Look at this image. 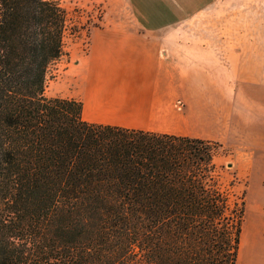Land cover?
Returning a JSON list of instances; mask_svg holds the SVG:
<instances>
[{"label": "trees", "instance_id": "obj_1", "mask_svg": "<svg viewBox=\"0 0 264 264\" xmlns=\"http://www.w3.org/2000/svg\"><path fill=\"white\" fill-rule=\"evenodd\" d=\"M69 22L59 0H0V264H238L245 194L214 183L212 141L45 94Z\"/></svg>", "mask_w": 264, "mask_h": 264}, {"label": "crops", "instance_id": "obj_2", "mask_svg": "<svg viewBox=\"0 0 264 264\" xmlns=\"http://www.w3.org/2000/svg\"><path fill=\"white\" fill-rule=\"evenodd\" d=\"M163 18L142 26L140 19L120 16L95 26L87 49L71 53L66 79L74 89L62 97L80 99L83 119L92 123L249 150L243 176L246 211L251 207L254 219L248 227L243 223L248 257L240 258V243L238 264H264V105L245 97L241 106L235 102L238 65L232 52L191 42ZM263 75L246 78L245 84L264 87Z\"/></svg>", "mask_w": 264, "mask_h": 264}, {"label": "rangeland", "instance_id": "obj_3", "mask_svg": "<svg viewBox=\"0 0 264 264\" xmlns=\"http://www.w3.org/2000/svg\"><path fill=\"white\" fill-rule=\"evenodd\" d=\"M59 1L69 11V30L64 38L65 55L54 62L47 73V96L72 94L74 82L66 79L71 53L87 49L90 31L95 26H101L107 18L119 20L120 16L140 19L145 26L164 16L172 21L171 29L187 33L192 37L191 42L210 44L220 53L232 52L238 65L234 76L238 94L235 102L241 106L245 97L252 105H264V87L245 84L246 78H259L260 73L264 74V0H122L120 4L111 0ZM211 146L216 150L214 183L232 199L241 200L248 185L243 172L249 150L236 151L217 141H212ZM253 217L254 211L247 206L246 227L251 225ZM245 245L244 236L242 259L248 257Z\"/></svg>", "mask_w": 264, "mask_h": 264}]
</instances>
